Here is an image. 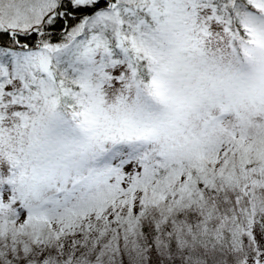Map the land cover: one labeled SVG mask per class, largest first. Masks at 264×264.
Returning a JSON list of instances; mask_svg holds the SVG:
<instances>
[{
    "label": "snow or ice",
    "instance_id": "6c2138e0",
    "mask_svg": "<svg viewBox=\"0 0 264 264\" xmlns=\"http://www.w3.org/2000/svg\"><path fill=\"white\" fill-rule=\"evenodd\" d=\"M0 264H264V0H0Z\"/></svg>",
    "mask_w": 264,
    "mask_h": 264
}]
</instances>
